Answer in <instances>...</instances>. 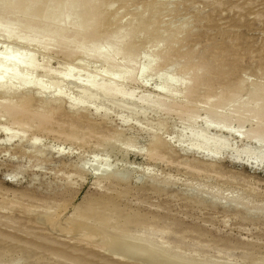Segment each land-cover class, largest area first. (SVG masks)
<instances>
[{
	"label": "rangeland",
	"instance_id": "rangeland-1",
	"mask_svg": "<svg viewBox=\"0 0 264 264\" xmlns=\"http://www.w3.org/2000/svg\"><path fill=\"white\" fill-rule=\"evenodd\" d=\"M13 1L0 3V56L40 70L25 79L0 68V82L13 78V91L22 75L33 79L37 110L44 93L60 90L66 102L51 105L50 126L38 130L34 120H12L0 83V264H264V114L255 113L264 108V0H72L74 11L69 0ZM94 6L112 14L111 39L76 44L73 23L94 20ZM46 7L62 12L51 17ZM8 22L36 26L40 36L28 34L43 45H24ZM44 25L64 29L65 47L85 57L68 61L60 35L45 41ZM189 65L208 86L195 103L177 79L190 78ZM156 136L168 145L156 144L158 155Z\"/></svg>",
	"mask_w": 264,
	"mask_h": 264
},
{
	"label": "bare ground",
	"instance_id": "bare-ground-1",
	"mask_svg": "<svg viewBox=\"0 0 264 264\" xmlns=\"http://www.w3.org/2000/svg\"><path fill=\"white\" fill-rule=\"evenodd\" d=\"M3 2H1L0 1V3H2V4H4V3H8V2H5V1H7V0H2ZM14 2L13 0H9V2ZM17 1V0H16ZM20 1V0H19ZM18 1V2H19ZM22 1V0H21ZM26 1V0H25ZM25 1L23 0V2H24V4L26 5L27 3H25ZM29 1V0H28ZM28 1H26V2H28ZM33 1V0H32ZM31 1V2H32ZM41 1V0H40ZM45 2H46V6H48L47 5V2L49 1V0H44ZM52 1H54L55 3H56V1L57 0H52ZM70 1L72 2V0H69V4H68V7L67 8H70V7H72V9H73V11H74V8H73V6H71L72 4L70 3ZM74 1L75 0H73V3H74ZM77 1V0H76ZM88 1L91 3L92 1L91 0H86L85 2H87L88 3ZM94 1V0H93ZM108 2L109 0H95V3L97 4V6L99 5V4H104V2ZM22 2V3H23ZM34 2H37V0L36 1H34ZM49 2H51V1H49ZM84 2V3H85ZM33 3V2H32ZM76 3V2H75ZM77 3L79 4V1H77ZM81 3L82 4H84L82 1H81ZM80 3V4H81ZM87 3H85V4H87ZM93 3V2H92ZM91 3V4H92ZM5 4V5H6ZM19 4H21L20 2H19ZM18 4V5H19ZM24 4H23V9H24V7H26V6H24ZM31 4V3H30ZM30 4H29V6H30ZM34 4V3H33ZM49 4V3H48ZM60 4V3H59ZM63 4H64V2H63ZM71 4V5H70ZM79 4V5H80ZM89 4V3H88ZM90 4V5H91ZM107 4V3H106ZM112 4V3H111ZM1 5V4H0ZM10 5H11V3H10ZM14 5H15V7L16 6H18L17 5V3L15 2L14 3ZM36 5V4H35ZM42 5H43V8H45V6H44V4L42 3ZM53 5H56V4H51V7L53 6ZM67 5V4H66ZM94 5V4H93ZM2 6V5H1ZM4 6V5H3ZM8 6H9V4H8ZM28 6V5H27ZM29 6L27 7V8H29ZM40 6V5H39ZM70 6V7H69ZM81 6V5H80ZM84 6V5H83ZM97 6H96V8H97ZM105 6H107V5H105ZM104 6V7H105ZM108 6H110V5H108ZM112 6V5H111ZM6 7V6H5ZM10 7V6H9ZM8 7V8H9ZM12 7H13V5H12ZM20 7H22L21 5H20ZM36 7V6H35ZM38 7V6H37ZM42 7V6H41ZM50 6H49V8H51ZM56 7H57V5H56ZM56 7L55 8H53V9H50L49 11L47 10V8L48 7H46V12L49 14V13H51L50 14V16L52 15L53 16V14H56V13H59V11H57V9H56ZM61 7V6H60ZM85 7V6H84ZM83 7V9H85ZM87 7H90V6H88L87 5ZM102 7H103V5H102ZM18 8V7H17ZM38 8H40V7H38ZM38 8L37 9H34V10H36V11H41V10H44L43 8L42 9H39L38 10ZM78 8V7H77ZM106 8V7H105ZM104 8V9H105ZM111 8V7H110ZM0 9H2V7L0 8ZM3 9H5L4 7H3ZM10 9V8H9ZM9 9H7L8 10V14H6L5 13V16L6 15H8V16H12L11 14H12V12L10 13V15H9V12L11 11V10H9ZM19 9V8H18ZM21 9V8H20ZM19 9V11L21 12V10ZM23 9H22V11H23ZM26 9V8H25ZM87 9V8H86ZM100 9V8H99ZM99 9H96L95 10V6H94V9L92 10V13H91V11H90V13L89 14H87V16H89L90 15V17H92L94 20H91L90 19V21H92L90 24H89V22L90 21H88V19L86 20V17H85V20L82 22V23H80V18H79V22H77L76 20V18H78V15H79V12H81L80 11V8L78 9L79 10V12L77 11V15L75 14L74 15V17L75 16H77V17H75V21L77 22L76 24H78V23H80V26H79V28L77 27V25H75L74 26V21H73V19L70 21L69 19V21H70V25L68 24L67 26H70V28H71V26H72V23H73V27H72V30L74 29V27L75 28H77V29H74L73 31H72V39L73 38H75L76 40H74L75 41V43L77 44V41H78V44H80L81 42H85V41H90L91 43L89 44V42H88V44L89 45H91V44H95V46L97 47V44H103V43H106L107 44V42L111 39V38H109L110 36H108L109 35V30L107 31L106 30V28H105V31H104V27L107 25V23H108V21H109V19H112V18H110V15H111V17H112V14H109L108 13V11H106V10H104L103 8H101V11L99 10ZM102 9L104 10V11H102ZM33 10V11H34ZM59 10V9H58ZM68 10V9H67ZM81 10H82V8H81ZM95 10V11H94ZM12 11L14 12V10H13V8H12ZM26 11V10H25ZM36 11H34V14H36V15H38V18H39V14H41V15H43L40 11V13L38 14V13H36ZM51 11V12H50ZM61 12H62V10H60ZM63 11H64V9H63ZM70 11H72V10H70ZM76 11V10H75ZM83 11V10H82ZM88 11H89V9H88ZM94 11V12H93ZM2 12V11H1ZM0 12V13H1ZM5 12V11H4ZM24 12V11H23ZM29 12V11H28ZM43 12V11H42ZM60 12V13H61ZM68 12V11H67ZM30 14H32L33 12H29ZM59 13V14H60ZM71 12H68V13H66V15L68 16L69 14H70ZM76 13V12H75ZM82 13V12H81ZM2 14V13H1ZM4 14V13H3ZM2 14V15H3ZM14 14V13H13ZM18 14V13H17ZM17 14H14V15H17ZM29 14V16H33V15H30ZM48 14H44V15H46V16H48ZM59 14H58V16H59ZM83 14H85V12L83 13ZM27 15V14H26ZM36 15H34V16H36ZM61 15H63V14H61ZM64 15H65V13H64ZM63 15V16H64ZM4 16V17H5ZM20 16V15H19ZM22 16V15H21ZM33 16V17H34ZM51 16V17H52ZM55 17H56V15H54ZM70 16V15H69ZM1 17V16H0ZM14 18L15 17H18V15L17 16H13ZM25 17V16H24ZM27 17H28V15H27ZM26 17V18H27ZM43 17H45V16H43ZM55 17L54 18H52V19H55ZM60 17V16H59ZM62 17V16H61ZM73 17V15H72V18H74ZM80 17V16H79ZM97 17V18H96ZM19 18H21V17H19ZM18 18V19H19ZM29 18V17H28ZM35 18H37V17H35ZM41 18H42V16H41ZM40 18V19H41ZM48 19H46V20H49V19H51V18H49V17H47ZM65 18V17H64ZM67 18V17H66ZM83 18V17H82ZM4 19V18H3ZM16 19V18H15ZM23 19V18H22ZM31 19H33V18H31ZM31 19H27V21L28 20H31ZM43 19H45V18H43ZM58 19H60V18H58ZM62 19V18H61ZM70 19H71V17H70ZM8 20H10V19H8ZM17 20V19H16ZM15 20V21H16ZM24 20H25V18H24ZM45 20V21H46ZM56 20V19H55ZM63 20V19H62ZM62 20H60V21H58V20H56L55 22H59L60 24H62L61 23V21ZM67 20V19H66ZM5 21L7 22V19H5ZM14 21V20H13ZM12 21V22H13ZM14 21V24L16 23ZM35 21V20H34ZM42 21V20H41ZM40 21V22H41ZM64 21H65V19H64ZM68 21V22H69ZM31 22V21H30ZM33 22V21H32ZM36 22H39V20L38 21H36ZM57 22V23H58ZM111 22V21H110ZM9 23V22H8ZM43 23H44V21H43ZM58 23V24H59ZM67 23V21L64 23V25ZM6 24V23H5ZM10 24V23H9ZM13 24V23H12ZM18 24V23H17ZM21 24V23H20ZM39 24V23H38ZM42 24V23H41ZM45 24V23H44ZM46 24H47V22H46ZM49 24V23H48ZM52 24V23H51ZM57 24V25H58ZM22 25V24H21ZM50 25V24H49ZM1 26V25H0ZM11 26V27H10ZM10 26H7V28L6 27H3L4 29H7L6 31L8 32V30L10 29V30H12V31H10V32H8V33H15V34H13V35H15V36H18V39H20L19 41L22 43H24V45H29V44H33V43H35V44H37L36 43V40H35V38H33L32 36H30L29 34H32L33 32L32 31H35L36 29H37V27L36 26H31L30 25V23H28V22H26L25 24L23 23V27L21 28V29H16L15 27H16V25H15V27H12V25L10 24ZM14 26V25H13ZM19 26V25H18ZM46 26H48V25H46ZM61 26V25H60ZM60 26H59V28H60ZM66 26V25H65ZM65 26H61V27H63V28H65ZM108 26V25H107ZM1 27V28H2ZM20 27V26H19ZM40 27V26H39ZM50 27H52V25L50 26ZM53 27H55V24L53 25ZM9 28V29H8ZM109 28V27H108ZM119 28V27H118ZM3 29V30H4ZM66 29H68L67 27H66ZM103 29V30H102ZM122 29V28H121ZM60 30H64V29H59V30H51V29H49V28H47V27H45V25H44V28H43V37H44V39H45V41L46 40H49L50 38H51V36L53 35V36H55V35H60V32L61 33H64V32H62V31H60ZM70 30V29H69ZM68 30V31H69ZM92 31L91 33H90V31ZM5 31V30H4ZM66 31V30H65ZM100 33V31H102V33H100V34H97L98 32ZM32 32V33H31ZM89 32V33H88ZM93 32H97V33H93ZM124 32V31H123ZM29 33V34H28ZM35 33V32H34ZM33 33V34H34ZM37 33H39V31H37L36 32V34ZM41 33V32H40ZM66 33H69V32H67L66 31ZM113 33V32H112ZM111 33V34H112ZM36 34H34V35H36ZM110 34V35H111ZM115 34V33H114ZM10 35V34H9ZM38 36H40L39 34H37ZM128 35V34H127ZM14 36V37H15ZM113 36V35H112ZM12 37V36H11ZM59 38L61 37V39H59V40H54L55 41V45H57V47L58 48H63V47H65L66 45H65V43L67 42V40L69 39V38H67V35H66V37L64 36V35H60V36H58ZM116 37V36H115ZM55 38V37H54ZM122 38V37H121ZM128 38V37H127ZM113 39V38H112ZM17 40V39H16ZM43 40V39H42ZM117 40H120V39H117ZM123 40V39H122ZM53 40H50V42H52ZM69 41V40H68ZM116 41V40H115ZM49 42V43H50ZM71 42V38H70V41H69V43ZM112 42H113V44H114V41L112 40ZM117 42V41H116ZM164 42H165V40H164ZM168 42V41H167ZM38 44H40V43H38ZM52 44V43H51ZM72 44V43H71ZM74 44V43H73ZM88 44H83V46H86L87 45V47H88ZM112 44V45H113ZM41 45H43V43L42 44H40L39 46H41ZM54 45V44H53ZM105 45V44H104ZM108 45V44H107ZM21 46H23V44L21 45ZM45 46V45H44ZM78 46V45H77ZM76 45H75V47H77ZM81 46H82V44H81ZM82 46V47H83ZM103 46V45H102ZM101 46V47H102ZM116 46V45H115ZM46 47V46H45ZM49 47V46H48ZM91 47H93L94 48V45H91ZM95 47V48H96ZM105 47V46H104ZM109 47V46H108ZM113 47V46H112ZM26 48V47H25ZM30 48V47H29ZM115 48V47H114ZM11 49V47H9V49L8 50H10ZM64 49H68V50H70V53H68L67 54V57H65V58H67L68 59V61H72V60H75L76 58H78V56H80L81 57V53H77V48H76V51H75V49H72L71 47H65ZM85 49H89V47L88 48H86L85 47ZM16 50V49H15ZM15 50H14V53H15ZM82 50V49H81ZM81 50H78V51H81ZM83 50H84V48H83ZM90 50H92V49H90ZM101 50V49H100ZM7 51V50H6ZM11 51V50H10ZM64 51V50H63ZM86 51V50H85ZM87 51H89V50H87ZM102 51V50H101ZM103 51H104V49H103ZM103 51H102V53H103ZM12 52V51H11ZM33 52V51H32ZM84 52V51H83ZM82 52V53H83ZM90 52V51H89ZM94 52V51H93ZM95 52H98V51H96L95 50ZM94 52V53H95ZM86 53V52H85ZM66 54V53H65ZM97 55L99 54V53H96ZM105 54V53H104ZM165 54V52L163 53V55ZM168 54V53H167ZM3 55V54H2ZM20 55V54H19ZM26 55V54H25ZM83 55H84V53H83ZM82 55V56H83ZM86 55V54H85ZM87 55H89V53L87 54ZM86 55V56H87ZM94 55V54H93ZM162 55V56H163ZM166 55V54H165ZM165 55H164V57H165ZM92 56V55H91ZM95 56V55H94ZM100 56H101V53H100ZM166 56H168V55H166ZM27 57V56H26ZM83 57H85V56H83ZM87 57H90V55L89 56H87ZM93 57V56H92ZM21 58L22 57H20V58H17V57H15L13 54H11L10 52L8 53V54H6V55H4V56H0V68H7V69H9V71H11L12 73H10V77H13V75L15 74V73H19L20 75H21V73H24L25 74V71L27 72V73H29V74H25V76H24V78L25 77H27V76H29L30 74H32V73H34V72H36V74H32V76L33 75H35L34 77H36L37 75L39 76V74H37L38 73V70H40L39 68L40 67H36V66H30L29 64V62H28V65L29 66H27L26 64H25V62H22L21 61ZM24 58V57H23ZM32 58V57H31ZM91 58V57H90ZM90 58H89V61H90ZM100 58V57H99ZM160 58H162V57H160ZM167 57H165V59H166ZM159 59V58H158ZM164 59V60H165ZM25 61V60H24ZM167 61V60H166ZM73 62V61H72ZM67 64H69V63H67ZM112 64V63H111ZM67 66V65H66ZM70 67H71V65H70ZM112 69H114V72L113 73H116L115 72V70L117 69V68H119V65H115V64H112ZM187 67H188V65H187ZM186 67V68H187ZM192 68V67H194V66H190L189 65V68ZM31 68V69H30ZM43 67H41V69H42ZM120 68L122 69V67L120 66ZM119 68V69H120ZM124 68V67H123ZM126 68V67H125ZM184 68V67H183ZM198 68V67H197ZM197 68H195V70L192 68V70H190V72L191 71H193L194 70V72L195 71H197ZM205 68V67H204ZM207 68V67H206ZM31 70V72L32 73H30L29 71H27V70ZM119 69L117 70V72L119 71ZM188 69V68H187ZM186 69V70H187ZM200 69H202V68H200ZM1 71H2V69H0ZM1 71H0V73H1ZM22 71V72H21ZM52 71V70H51ZM188 71V73H189V70H187ZM186 71V72H187ZM207 71H208V69H207ZM122 72V71H121ZM190 73V78L189 79H187V80H189L190 82H191V84L189 83V81H187V80H183L182 78H179L180 76H182V75H180L177 79H181L182 80V82L183 81H185V82H181V83H179V80L177 81V83H179L178 85H179V87H182V91L185 93V94H183V92H182V94L184 95V99L186 100H194L193 99V97L195 96L196 97V92H198L204 85L203 84H205L206 86H207V84L206 83H204L205 81H202L203 79H204V77L202 76L201 77V75L203 74H201L200 75V73H199V71H198V75L196 74V72L195 73ZM50 73V72H49ZM125 73V72H124ZM182 73V72H181ZM183 73H185V72H183ZM205 73H206V71H205ZM55 74V73H54ZM111 74V73H110ZM118 74H119V72H118ZM186 74V73H185ZM185 74H183V76L182 77H186V76H184ZM27 75V76H26ZM42 75V74H41ZM59 75V74H58ZM125 75V74H124ZM208 75H210L209 73H208ZM4 76V75H3ZM31 76V75H30ZM117 77H119V75H116ZM2 77V76H1ZM0 77V78H1ZM9 76H6V77H3L2 78V83L1 84H3V86L5 87V90L4 89H2V90H0V93H1V91H3V92H8L7 94L9 95V96H7L6 95V97L7 98H9V99H11V100H13V106H11V113H13V115H14V117H13V115H11L12 116V120L13 121H15V119H18V120H21V121H25L26 119H27V121H28V119L29 120H34V121H36V123H37V129L39 130V129H41V130H45V129H47V127L48 126H50V123H51V118H52V114L54 113V109H57L56 107L55 108H53V110H51V108L52 107H50L51 105L53 106L54 104H55V106H57L58 104L59 105H61V104H64L65 102H66V100L63 98V95L62 94H64L63 92H62V94H61V91L59 90L58 92H56L55 94H52L51 96H49L48 97V99H46V97L44 96L45 95V93L44 92H42V94H43V97H40V98H42V99H40L42 102L41 103H43L44 105H45V108L43 109V107H42V110H37V109H34L33 108V102L35 101V99H34V96L33 95H30V94H28V93H31L32 92V90L31 89H34L35 88V84L33 83V79H31V80H29V78H27V80H25L24 78H23V75H22V78H23V80H25V81H23L22 80V78H20L21 80L18 82V81H16L17 82V85H15L14 87H15V89L12 91L8 86H6L7 85V83L8 84H10V83H12L11 81H10V79H13V78H10ZM21 77V76H20ZM60 77V76H59ZM121 77V76H120ZM206 77V76H205ZM208 77V76H207ZM18 78V77H17ZM31 78V77H30ZM38 78V77H37ZM61 78V77H60ZM19 79V78H18ZM186 79V78H185ZM206 79V78H205ZM37 80H39V79H37ZM37 80H35V81H37ZM208 80V79H207ZM1 81V80H0ZM22 81V82H21ZM73 81H77V80H73ZM186 81H187V83H186ZM209 81V80H208ZM36 83V82H35ZM38 83V84H37ZM36 84L37 85H39L40 83L39 82H37ZM72 83V82H71ZM75 83V82H74ZM85 83H87V82H85ZM201 83H203V84H201ZM242 83V82H241ZM0 84V85H1ZM76 84V83H75ZM91 82L89 81V83H87V85L89 86V89H90V87H91ZM187 84V85H186ZM210 84V83H209ZM41 85V84H40ZM40 85H39V88H40ZM79 85H81L80 83H79ZM87 85H85V86H87ZM199 85H202V86H199ZM12 86H13V84H12ZM82 86H84V85H82ZM84 86V87H85ZM93 86V85H92ZM205 86V87H206ZM239 86L241 87V90H242V87L243 86H241L240 84H239ZM239 86H237L238 88H240ZM41 87H43V85H41ZM67 87V86H66ZM200 87V88H199ZM209 87H210V85H209ZM237 87L235 88V90H231V88H230V92H229V94H228V92H226L225 93V98L227 99V100H230V99H228V98H231V97H233L234 95H236V93H238L237 91H241L240 89L239 90H237ZM6 88L8 89V90H6ZM38 88V87H37ZM10 89V90H9ZM41 89V88H40ZM197 89H199V90H197ZM207 89H208V86H207ZM232 89H233V87H232ZM254 89V88H253ZM29 90H31L30 92H29ZM35 90V89H34ZM43 90V89H42ZM258 90V89H257ZM110 91V90H109ZM201 91V90H200ZM243 91V90H242ZM254 91V90H253ZM259 91V90H258ZM38 92V91H37ZM19 93H21V94H23V95H19V96H15L14 97V95H17V94H19ZM38 93H40L41 94V92H38ZM200 93V92H199ZM254 93V92H253ZM257 93V92H256ZM261 93V92H260ZM263 93H264V91H263ZM3 94V93H2ZM2 94H1V96H2ZM4 94H6V93H4ZM40 94H38V95H40ZM114 94V93H113ZM11 95V96H10ZM110 95V94H109ZM227 95V96H226ZM41 96V95H40ZM198 96H200V95H197V97ZM221 96V95H220ZM219 96V97H220ZM45 97V98H44ZM65 97V96H64ZM67 97V96H66ZM197 97L195 98V99H197ZM207 97V96H206ZM211 97V96H210ZM219 97L218 98H216V100H218L219 99ZM222 97V96H221ZM67 99V98H66ZM207 99H209V97L207 98ZM211 99V98H210ZM209 99V100H210ZM256 99L257 100H261L262 99V96H261V94L260 95H256ZM264 99V98H263ZM262 99V100H263ZM5 100V99H4ZM203 100H205V99H203ZM208 100V101H209ZM215 100V99H214ZM213 100V101H214ZM257 100H256V102H257ZM189 101V102H190ZM192 102V101H191ZM206 102V101H205ZM193 103V102H192ZM191 103V104H192ZM194 103H195V100H194ZM214 103V102H213ZM188 104V103H187ZM70 105L71 106H75V104H72V103H70ZM246 105V104H245ZM243 108H244V106H242ZM264 107V106H263ZM47 108V109H46ZM80 108V107H79ZM82 108V107H81ZM84 108V107H83ZM178 108V107H177ZM187 108V107H186ZM186 108L185 109H183V107H181L180 108V111H182V110H185L186 111ZM189 108H187V111H189L188 110ZM81 110V109H80ZM79 110V111H80ZM69 111V110H68ZM34 112H38V113H34ZM183 112V111H182ZM255 113H256V115H259V114H264V108H262V109H259L258 111H255ZM254 113V114H255ZM18 120H16V123H17V121ZM20 121V122H21ZM23 126V125H22ZM22 129V128H21ZM11 132H9V134H10ZM21 134V133H20ZM60 135V134H59ZM70 136V135H69ZM157 137V139L154 137V139H155V141H158L159 142V140H158V136H156ZM68 137H67V135H66V139H67ZM70 138H71V136H70ZM70 138H68V139H70ZM13 139V137H11V140ZM159 139H160V137H159ZM13 141H14V139H13ZM161 141L162 140H160V142L158 143H156V142H154V144H153V146L151 147V149L153 148V147H155V145L156 144H160L161 146L163 145V143L161 144ZM21 142V141H20ZM163 142V141H162ZM22 143V142H21ZM153 143V142H152ZM164 144H166L165 142H164ZM159 145V146H160ZM160 146V148H164V149H166L165 147H167L168 145L166 144V146L164 147V145L161 147ZM158 147V146H157ZM154 149V148H153ZM156 149V148H155ZM155 149H154V151H152V150H150L151 151V154H152V152H154L153 154H155V155H158V153L156 154L155 153ZM163 149V150H164ZM158 150H159V148H158ZM158 150H156V151H158ZM167 150V149H166ZM159 151H161V150H159ZM162 153H164L163 151H162ZM150 154V153H149ZM150 154V155H151ZM160 154V153H159ZM166 156V155H165ZM161 157V156H160ZM161 159V158H160ZM164 159V157L162 158V160ZM210 160H213V159H210ZM87 161V160H86ZM85 163V162H84ZM90 163V162H89ZM85 164H88V162L87 163H85ZM91 167V166H90ZM101 168V167H100ZM111 168V167H110ZM83 169V168H82ZM102 169V168H101ZM108 170V169H107ZM103 171V170H102ZM114 173V172H113ZM112 173V174H113ZM111 174V175H112ZM115 174V173H114ZM114 177H116V176H114ZM116 179V178H115ZM136 181V180H135ZM98 212H99V210H98ZM85 219V218H84ZM85 221V220H84ZM88 222V221H87ZM103 224V223H102ZM97 226V225H96ZM71 227H73V226H71ZM98 227H100V226H98ZM81 229H83V228H81ZM97 230V229H96ZM84 231V230H83ZM121 234H124V233H121ZM125 236V235H124ZM133 237V236H132ZM133 240V239H132ZM134 241H136V240H134ZM139 241H141V240H138L137 241V243L139 242ZM142 242V241H141ZM140 242V243H141ZM143 242H145V241H143ZM141 243V246L142 247H144L145 246V244L148 246V248L147 249H154L153 247H152V244H151V242H148V240L145 242V244L144 243ZM139 244V243H138ZM142 244H144V245H142ZM169 245V244H168ZM140 246V247H141ZM147 246H145V247H147ZM154 246V245H153ZM144 247V248H145ZM164 251V250H163ZM164 252H166V251H164Z\"/></svg>",
	"mask_w": 264,
	"mask_h": 264
}]
</instances>
